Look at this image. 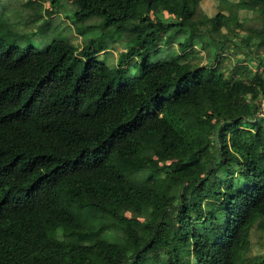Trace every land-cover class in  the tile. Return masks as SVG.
I'll return each instance as SVG.
<instances>
[{"label": "trees", "instance_id": "1", "mask_svg": "<svg viewBox=\"0 0 264 264\" xmlns=\"http://www.w3.org/2000/svg\"><path fill=\"white\" fill-rule=\"evenodd\" d=\"M9 1L0 264H264V0H70L80 48Z\"/></svg>", "mask_w": 264, "mask_h": 264}, {"label": "rangeland", "instance_id": "2", "mask_svg": "<svg viewBox=\"0 0 264 264\" xmlns=\"http://www.w3.org/2000/svg\"><path fill=\"white\" fill-rule=\"evenodd\" d=\"M25 2L26 0H10L9 2L18 7L19 2ZM236 0H202L200 9L206 15H215L217 12L222 11L228 13L231 10V5L236 3ZM34 8L28 10L29 17L31 21L28 23V27L39 28L43 20H49L51 22L49 33H60L61 36H70L73 42L80 48L84 44V38L81 36L76 28H73L71 19L73 14V9L70 0L59 1L58 4L52 5L51 0H39L35 2ZM24 12H26L23 9ZM50 11L51 14H48ZM238 16L241 20L246 19L247 21L244 25H258V16L248 10H239ZM96 17H93L90 21H95ZM35 21V22H33ZM97 30L92 31L95 34ZM87 37V36H86ZM115 56L117 52L121 51L120 46H115L110 49ZM233 51L235 48H228L225 52L231 59L234 58ZM239 52V51H238ZM239 54V53H238ZM241 55V53L239 54ZM262 67L260 68V70ZM264 253V238L258 233L253 231L251 233V252L252 255H259Z\"/></svg>", "mask_w": 264, "mask_h": 264}, {"label": "built area", "instance_id": "3", "mask_svg": "<svg viewBox=\"0 0 264 264\" xmlns=\"http://www.w3.org/2000/svg\"><path fill=\"white\" fill-rule=\"evenodd\" d=\"M255 116L260 117V118H264V99L262 100V102L258 106L256 113H255Z\"/></svg>", "mask_w": 264, "mask_h": 264}]
</instances>
